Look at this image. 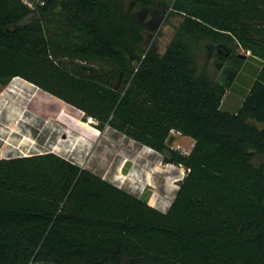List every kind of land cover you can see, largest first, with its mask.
<instances>
[{"label":"trees","instance_id":"1","mask_svg":"<svg viewBox=\"0 0 264 264\" xmlns=\"http://www.w3.org/2000/svg\"><path fill=\"white\" fill-rule=\"evenodd\" d=\"M170 9L161 54L147 33ZM239 47L254 62L231 109ZM15 77L188 172L162 211L52 153L0 158V264H264V0H0V83Z\"/></svg>","mask_w":264,"mask_h":264},{"label":"rangeland","instance_id":"2","mask_svg":"<svg viewBox=\"0 0 264 264\" xmlns=\"http://www.w3.org/2000/svg\"><path fill=\"white\" fill-rule=\"evenodd\" d=\"M28 4L31 8L35 6ZM170 11L147 33L148 48L153 44L161 54L182 19L180 15H170ZM152 19L148 16L146 22ZM235 50L238 54H250L240 47ZM217 61L220 59L215 56L210 58L208 73L214 72L218 78L221 69ZM253 68L249 64L241 73L235 83L237 91L246 89ZM242 101L239 92L228 89L225 102L231 109H237ZM99 124L81 109L22 77H15L7 84L0 83V158L52 153L167 211L187 168L165 161L161 152L137 143L108 123L104 127ZM194 143L191 137L176 131H172L167 140L168 148L182 154H188Z\"/></svg>","mask_w":264,"mask_h":264},{"label":"water","instance_id":"3","mask_svg":"<svg viewBox=\"0 0 264 264\" xmlns=\"http://www.w3.org/2000/svg\"><path fill=\"white\" fill-rule=\"evenodd\" d=\"M162 15H165V12H163ZM158 25L159 24H156L154 26L157 27ZM230 52L231 51L229 49L226 52H223L222 50H220V53L218 55L220 56L221 59L225 60L230 55ZM236 55L241 58V61H239V63L234 68H232V67H229V68L226 67L222 71L221 79L224 82V84H225V86H226L227 89H229L232 86L233 82L235 81L236 77L238 76V74H239V72H240V70L242 68V65L244 63V60H246L247 57H248L246 54L233 53L230 56V61H231V59L233 60ZM219 65L221 67L222 64L220 63Z\"/></svg>","mask_w":264,"mask_h":264},{"label":"bare ground","instance_id":"4","mask_svg":"<svg viewBox=\"0 0 264 264\" xmlns=\"http://www.w3.org/2000/svg\"><path fill=\"white\" fill-rule=\"evenodd\" d=\"M80 123H81V125L86 126V124L84 122H80Z\"/></svg>","mask_w":264,"mask_h":264},{"label":"flooded vegetation","instance_id":"5","mask_svg":"<svg viewBox=\"0 0 264 264\" xmlns=\"http://www.w3.org/2000/svg\"><path fill=\"white\" fill-rule=\"evenodd\" d=\"M154 24V23H153ZM82 170H84L83 168H82Z\"/></svg>","mask_w":264,"mask_h":264}]
</instances>
